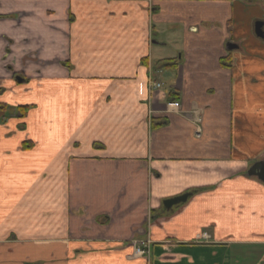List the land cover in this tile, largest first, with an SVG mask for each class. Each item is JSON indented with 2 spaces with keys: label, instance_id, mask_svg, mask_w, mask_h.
<instances>
[{
  "label": "crops",
  "instance_id": "crops-1",
  "mask_svg": "<svg viewBox=\"0 0 264 264\" xmlns=\"http://www.w3.org/2000/svg\"><path fill=\"white\" fill-rule=\"evenodd\" d=\"M263 160L264 0H0V264H264Z\"/></svg>",
  "mask_w": 264,
  "mask_h": 264
},
{
  "label": "built area",
  "instance_id": "built-area-1",
  "mask_svg": "<svg viewBox=\"0 0 264 264\" xmlns=\"http://www.w3.org/2000/svg\"><path fill=\"white\" fill-rule=\"evenodd\" d=\"M162 86V83L160 81H157L155 79H150L149 80V88L150 90H157ZM179 103L176 101H169L165 105V110L170 111L171 109H178L179 108ZM209 234L206 232H201L196 235V239H208ZM134 254L136 255H148L150 253V241H141V242H136L135 247L133 249Z\"/></svg>",
  "mask_w": 264,
  "mask_h": 264
},
{
  "label": "water",
  "instance_id": "water-1",
  "mask_svg": "<svg viewBox=\"0 0 264 264\" xmlns=\"http://www.w3.org/2000/svg\"><path fill=\"white\" fill-rule=\"evenodd\" d=\"M261 26H262V22L257 21L255 23V33L259 36H263L262 30H261ZM231 47H234L235 45H230ZM248 175H255L256 177H258L260 180L264 181V160L263 161H259L255 164H253L247 171ZM182 198L184 199L185 196H181V197H176L174 199H167L166 201H164V204H169L171 202H176L177 200H182Z\"/></svg>",
  "mask_w": 264,
  "mask_h": 264
},
{
  "label": "trees",
  "instance_id": "trees-1",
  "mask_svg": "<svg viewBox=\"0 0 264 264\" xmlns=\"http://www.w3.org/2000/svg\"><path fill=\"white\" fill-rule=\"evenodd\" d=\"M21 109H22V113H24L25 109H27V107H21Z\"/></svg>",
  "mask_w": 264,
  "mask_h": 264
},
{
  "label": "rangeland",
  "instance_id": "rangeland-1",
  "mask_svg": "<svg viewBox=\"0 0 264 264\" xmlns=\"http://www.w3.org/2000/svg\"><path fill=\"white\" fill-rule=\"evenodd\" d=\"M205 230H207L208 231V229H205ZM203 232H206V231H203ZM209 232V231H208ZM207 233V232H206ZM245 250H248V249H245ZM205 255V254H204ZM230 256V255H229ZM245 258H247L246 256H245ZM184 263V262H183ZM185 264V263H184Z\"/></svg>",
  "mask_w": 264,
  "mask_h": 264
}]
</instances>
